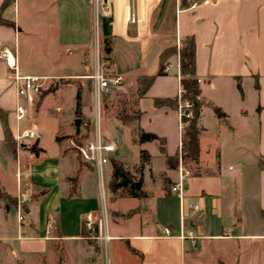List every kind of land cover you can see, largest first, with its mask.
Returning a JSON list of instances; mask_svg holds the SVG:
<instances>
[{
	"label": "crops",
	"instance_id": "0c3cea01",
	"mask_svg": "<svg viewBox=\"0 0 264 264\" xmlns=\"http://www.w3.org/2000/svg\"><path fill=\"white\" fill-rule=\"evenodd\" d=\"M5 1L1 16L12 24L0 23V54L9 51L8 60L15 62L19 75L58 72H21L16 20L2 14L15 0ZM3 2L0 0V7ZM107 2L108 10L101 12L100 34L110 41L111 51L106 54L99 48L101 66H109L111 74H121L124 85H135V89L140 75L154 74L144 93L134 99L135 119L136 126L163 142H138L134 135L137 159L132 168L139 175L134 179L123 164L129 152L117 135L101 128L116 143L111 158L117 157L132 175L129 182L113 189L111 158L99 175L90 163L77 161L69 149L71 137L61 138L60 129L52 131L51 147L42 140L32 120L33 103L18 98L15 70L0 55V110L15 142L14 147L6 142L0 116V167L7 165L4 157L11 155L13 162L8 164L15 175L11 187L0 178V264H104L97 256L96 241L87 237L83 225L87 214H100V202L112 236L110 264H264V0ZM132 13L139 19L130 21ZM73 31L77 32L75 27ZM190 37L200 87L196 113L199 154L197 163L184 164L190 170L187 198L196 200L200 210L187 216L183 226L197 234L195 245L190 239L160 235L163 225L174 232L180 228V200L170 185L178 177L177 101L181 88L177 51L162 62L160 54ZM87 41L85 36L73 37L79 56ZM76 64L82 65L79 59ZM175 98L174 104L155 102ZM18 103L26 107L22 119L16 118ZM214 106L222 115L216 114ZM123 127L119 122L117 128ZM32 128L36 136L18 144L15 134ZM151 160L160 168L156 170ZM131 182L134 194L130 193ZM109 191L114 197H109ZM17 199L27 211L23 223L17 220ZM182 203L186 211V198ZM10 212L15 221L9 227Z\"/></svg>",
	"mask_w": 264,
	"mask_h": 264
},
{
	"label": "rangeland",
	"instance_id": "374dc122",
	"mask_svg": "<svg viewBox=\"0 0 264 264\" xmlns=\"http://www.w3.org/2000/svg\"><path fill=\"white\" fill-rule=\"evenodd\" d=\"M2 14L15 17L16 20L15 29L19 33L16 38V51L21 72L58 71L44 74L47 79L33 102V108L36 111L32 120L37 123L42 140L47 143L48 147H51V133L60 129L61 138L71 137L75 143L80 144L92 136L96 120H98L101 128L117 135L121 146L129 152L123 164L132 172L134 179H137L139 175L133 173L135 170L132 168L137 159V154L133 151L136 150V144H133L136 126L135 85L127 86L123 82L97 100L94 96L92 81L88 77L91 73L89 71L94 70L96 61L102 65L101 52H98L99 48L102 49L101 12L95 15L92 0H15L13 4L5 8ZM74 27L77 32L73 31ZM75 35L80 38L85 36L88 39L81 56L73 45ZM77 59L82 63L81 66L76 64ZM103 67L110 75L109 66L104 65ZM59 71H87L88 74H68ZM78 90L80 92V116L77 115L75 109ZM44 101L47 106L42 110L41 104ZM78 117L82 119V122L79 127H76L74 121ZM119 122L124 124L122 130L117 128ZM69 149L74 152L79 163H86L75 146L70 144ZM114 158L117 157L114 156ZM4 159L7 165L4 163L5 166L0 167V178L4 185L11 187L15 182V175L8 163L11 164L13 161H10L12 158L9 154ZM150 163L156 170L160 168L155 160H151ZM104 178L106 179L105 174ZM110 178L109 175V184ZM95 179L100 202V183L97 174H95ZM108 193L109 197H114L110 195V191ZM122 204L124 202L120 203ZM97 207L100 212L101 202ZM14 221V214L10 212L7 215V225L12 226Z\"/></svg>",
	"mask_w": 264,
	"mask_h": 264
},
{
	"label": "built area",
	"instance_id": "2783aa9c",
	"mask_svg": "<svg viewBox=\"0 0 264 264\" xmlns=\"http://www.w3.org/2000/svg\"><path fill=\"white\" fill-rule=\"evenodd\" d=\"M93 11L95 15L99 12H104L108 10L107 0H92ZM132 13L130 21L138 20ZM9 51L4 49L1 52V56L6 57L8 63L15 70L16 79V90L19 99L26 100L27 103L32 104L36 96L41 92L44 82L47 76L39 75H19L17 70V65L15 62H10ZM13 63V64H12ZM92 79L93 92L97 100H100L101 96L111 89L120 86L124 77L121 74H107L104 68L97 63L94 67L93 72L89 76ZM194 101L189 98L181 97V88L177 101V110L179 115L178 120V131L180 134V146H179V156H178V177L170 185V191L176 194L180 200V228L178 232L174 230L169 225H163L161 227V236H177L181 239H190L192 244L195 245V240L198 237L192 228H186L183 226V220L189 216L193 217L198 214L200 210L199 203L192 199L187 198L186 178L190 174V170L185 166L184 160L181 156V140L188 126L191 118L193 117ZM15 113L17 119H22L26 114V107L23 103H18L15 107ZM94 126L93 134L91 137L83 140L80 144H77L70 138L69 142L71 145L77 148V151L81 158L93 165L98 174L101 175L102 168L105 164L110 161L112 154L116 151L117 146L113 138L102 133L100 122L96 120ZM36 136V129H23L15 134V140L18 144L25 141V139L32 138ZM186 198V211L183 206V200ZM16 214L19 223H23L27 217V211L23 207V201L17 199L16 204ZM84 228L87 232V237L96 241L98 246V258L104 262V264H110L109 258V242L112 236L108 231V220L105 211V206L102 204L101 212L98 216H93L92 214H87L83 221Z\"/></svg>",
	"mask_w": 264,
	"mask_h": 264
},
{
	"label": "trees",
	"instance_id": "16d2710c",
	"mask_svg": "<svg viewBox=\"0 0 264 264\" xmlns=\"http://www.w3.org/2000/svg\"><path fill=\"white\" fill-rule=\"evenodd\" d=\"M6 2L7 1L4 0V2L2 3V6L0 7V23L12 24L10 21L4 19L1 16V9L3 8ZM102 49L106 54H108L111 51L110 41L108 40L107 37H104L102 39ZM176 51L179 55L181 97L189 98L190 100H193L195 104L194 110H193L194 112L193 117L191 118L188 126L186 127L182 140H181V156L184 160V163L185 161L197 163L198 154H199V129L196 124V113H197V106H198L197 96L200 93V87H199V82L195 76V47H194L193 38L192 37L187 38L183 40L180 43V45L165 49L160 54V62L163 61L164 57L167 54L173 53ZM102 58L107 59L108 57L103 56ZM153 78H154V74L140 75L137 78L136 93L138 96L144 93L146 88L152 82ZM155 102L156 104L163 103V102L174 104L176 103V98L166 99V100L165 99L156 100ZM75 109H76V112L78 113L77 115L80 116L81 113H80V92L79 90L76 93ZM214 111L218 115H222L223 113L220 110V108L216 106H214ZM0 116L4 124L5 140L10 146L14 147L15 142L12 139L11 133L5 121V117L1 110H0ZM135 135H136V140L138 142L151 141L154 139H160L163 142V138L158 137L154 133L145 132L140 126L135 127ZM141 155L143 156V151H141ZM111 161L113 163V177H114V183L112 186H113V189H115L119 185L129 182L131 174L127 170H125L122 167L121 163L115 158L112 157ZM117 177H120V181H116ZM130 185H131L130 193L134 194V192H132V189L134 187L133 183L131 182ZM0 195H3V192L1 190H0Z\"/></svg>",
	"mask_w": 264,
	"mask_h": 264
},
{
	"label": "water",
	"instance_id": "95a60500",
	"mask_svg": "<svg viewBox=\"0 0 264 264\" xmlns=\"http://www.w3.org/2000/svg\"><path fill=\"white\" fill-rule=\"evenodd\" d=\"M81 122H82V119L80 117H78L75 119L74 124L76 125V127H79ZM21 145H24V144H21Z\"/></svg>",
	"mask_w": 264,
	"mask_h": 264
},
{
	"label": "bare ground",
	"instance_id": "6f19581e",
	"mask_svg": "<svg viewBox=\"0 0 264 264\" xmlns=\"http://www.w3.org/2000/svg\"><path fill=\"white\" fill-rule=\"evenodd\" d=\"M13 64V63H12Z\"/></svg>",
	"mask_w": 264,
	"mask_h": 264
}]
</instances>
